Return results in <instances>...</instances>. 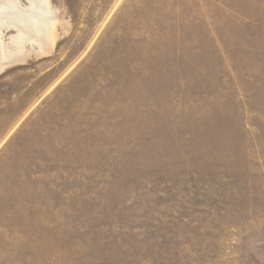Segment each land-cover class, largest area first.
Listing matches in <instances>:
<instances>
[{"label": "rangeland", "instance_id": "rangeland-1", "mask_svg": "<svg viewBox=\"0 0 264 264\" xmlns=\"http://www.w3.org/2000/svg\"><path fill=\"white\" fill-rule=\"evenodd\" d=\"M0 264H264V0H0Z\"/></svg>", "mask_w": 264, "mask_h": 264}, {"label": "bare ground", "instance_id": "bare-ground-1", "mask_svg": "<svg viewBox=\"0 0 264 264\" xmlns=\"http://www.w3.org/2000/svg\"><path fill=\"white\" fill-rule=\"evenodd\" d=\"M30 21H24L25 16H18L13 22L19 25L27 34L28 37L33 39L40 45V47L46 50L48 45V32L46 30L45 22L42 19L36 18L35 15L29 13Z\"/></svg>", "mask_w": 264, "mask_h": 264}]
</instances>
